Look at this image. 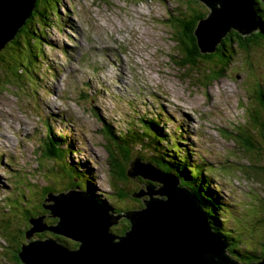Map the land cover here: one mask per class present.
I'll return each mask as SVG.
<instances>
[{
  "label": "rangeland",
  "instance_id": "1",
  "mask_svg": "<svg viewBox=\"0 0 264 264\" xmlns=\"http://www.w3.org/2000/svg\"><path fill=\"white\" fill-rule=\"evenodd\" d=\"M189 1L191 4L188 0H61L59 15L51 20L58 25L47 27L45 41L40 40L43 58L31 64V71L25 70L12 81L3 83L0 77V224L8 226L6 237L10 240L0 230V264H20L12 255L23 241L12 245L19 236L17 231L27 225L21 207L51 183L46 173L51 169L50 162L40 159L37 152L46 134L44 120L48 118L55 135L62 131L73 138L78 153L66 152V161L86 162L94 178L91 185L96 187L95 194L105 199L106 194L113 193L112 181L117 180L109 173L108 146L102 130L107 123L114 131L122 129L126 118L134 117L127 113V101L135 104L133 112L139 115H157L172 136L183 140L174 131L179 126L184 140L189 137L187 143L194 146L193 153L210 161L206 171L218 187L221 202L227 205L232 231L237 230L239 236L245 233L249 218L255 219L264 200V175L259 179L258 170L248 166L249 159L256 162L258 158L245 153L239 143L223 140L218 131L221 125L230 130V124L246 128L241 124L249 121L251 112L261 103L258 94H264V37L258 46L251 45L246 51L234 42L226 44L224 54L227 52L230 58L224 61L228 69L224 66L222 78L209 80L206 69L212 66L200 63L192 69L182 65L179 44L174 39V22L170 21L189 13L190 7L209 11L200 0ZM4 57L15 66L23 62L20 59L25 53L5 50ZM53 73L57 77L54 82L50 79ZM135 92L141 102L136 101ZM115 93L123 102L113 98ZM242 105L245 108H240ZM165 116L171 122L164 123ZM59 118L70 124H61ZM230 150L237 152L240 162ZM133 152L129 163L137 157ZM137 158L147 161L144 155ZM10 195H17L21 205L8 204L12 203ZM134 203L136 206L128 197L116 203L112 200V208L114 211V206L123 208ZM124 219H116L110 231L112 227L119 229ZM261 240L264 222L255 232V240L248 244L255 248Z\"/></svg>",
  "mask_w": 264,
  "mask_h": 264
},
{
  "label": "trees",
  "instance_id": "2",
  "mask_svg": "<svg viewBox=\"0 0 264 264\" xmlns=\"http://www.w3.org/2000/svg\"><path fill=\"white\" fill-rule=\"evenodd\" d=\"M251 1L258 11L257 15L260 24L258 30H250L249 33H245L244 35H241L235 29L228 30L224 38L216 47V51L211 54L200 53L194 37V31L198 22L204 19L208 12H201L198 8L190 7L189 13H186V15L181 14L178 19L170 21L174 22V39L179 44L178 48L183 60L182 65H187L192 69L198 68L197 64L200 63L206 66H212V68L206 69V72L209 74V80H216L223 77L224 72L226 71V69H224L225 67L228 69V64H225L224 61L225 59L229 62L230 58H228L229 55H227V52L224 54L225 48L227 47L226 44L230 45V43L234 42L244 51L250 49L251 45L258 46L261 37H264V2L262 0ZM59 3L60 2L57 0H37L33 11L25 21L23 27L19 29L14 39L2 49L3 51H0V77L3 83L6 82V80L12 81L13 78L19 77V75L25 72V70L31 71V64H35V61L37 62L38 59L43 58L44 55L40 40L45 41L43 38H45L44 33L47 30V27L50 29L53 25H58L57 23H52L51 20L57 13V6ZM188 3L191 4L189 0ZM188 14L189 17L187 19ZM20 35L21 37L19 38ZM5 50H16L17 53H25V57L20 59L21 61L23 60V62H18L19 64L15 66L13 63L8 64L4 57ZM30 79L32 81L35 80V78L32 77H30ZM260 101L261 103L256 107V110L251 112L249 121L244 120L243 124H241L246 128L241 129L238 124H230L228 126L230 130H227L224 128V125H221L219 129L220 131L218 132L222 135L220 137L223 140L227 139L228 141H233L234 144L239 143L245 149H243L245 153H248L254 159L258 158V161L256 162L249 159L248 161L250 162H248V166L252 167L251 170H258L257 177L263 180L264 101ZM259 107L263 111V116ZM240 108L245 107L242 105ZM46 124L49 128V132L46 139H43L42 145L39 146L37 152L40 159L50 162L51 169L46 173L47 176L51 177V183L45 187H41L38 195L32 200H28L26 207H21V209H25L22 211L24 221L27 225L24 227L23 231H17L19 236L16 235L12 245L16 246L19 244L18 240L23 241L20 248L16 249L12 255L18 263L22 264L19 261L17 254L21 251L24 244L29 243L25 237V232L30 227L29 220L32 218L43 217L42 221L47 226L53 227L56 224V219L52 220L50 218V212L44 208V205L47 204V202H44V199L47 198L48 195H59L66 193L70 189L81 190L84 191L94 202L106 206L109 210L111 209L112 213L113 208L109 200H113V203H116L118 201H123L128 197L133 201L131 198L132 192L137 190L138 187L140 188L142 185L140 179L136 182H132L127 180L125 175L126 170L129 167V161L131 160L129 155L134 153L133 151H136V156H146V162H150L159 170L172 173L178 177L179 186L189 190L194 195L195 199L200 202L202 208L210 219L215 235L219 236L229 245L228 250L231 252L232 259L235 260V262L245 264L255 260L258 262L264 260V240H261L260 243L262 244L255 248H251L248 244L251 240H255V232L264 222V200L259 207V212L257 211L256 213L255 219L249 218V224L247 229L244 230L245 233L243 235L239 236L236 232L237 230L232 231L233 226L228 224L230 219H228L227 208L224 203L221 202L218 190L212 188L215 187V185L210 178L211 174L206 171V165L208 164L193 153L192 149H194V146L192 148L190 147L187 143L189 141L188 138L187 141H185L178 137H172L171 134L167 133L165 126L162 123H159L155 116L145 115L135 117L129 123L125 133L115 132L112 126L108 123L107 126L103 128L104 130L102 132L108 141L107 162L109 173L111 174L112 179L117 180L115 183L112 181L113 184H111V186L113 189L111 190L113 193L110 194L109 197L106 195L105 199L101 195L100 197L102 199L98 197L99 195L95 194L96 187H92L91 185L94 178L93 175L89 173L86 162L68 163L66 161V152L71 153L73 150L76 153L77 151V149L73 148V142L65 141V133H60L59 136L54 135L48 121H46ZM60 136L62 138H60ZM67 150H69V152ZM231 152L240 158V162L241 157L237 152ZM53 162L55 166L53 165ZM132 187H134L133 191L130 192ZM21 197L23 198V194H21ZM8 200H11L12 202L8 204L21 205L17 195L16 197L10 195ZM131 208H135V203L134 206H124L123 208L119 205L114 206V216L118 215V213L120 214L127 212V210H132ZM4 224V222L0 224V230H2L1 234L9 242L10 240L6 237L8 236V226ZM128 228L129 223L124 219L122 226L119 229L115 230L112 227L111 233L116 238L122 237L126 234ZM239 232L243 231L239 230ZM33 237L37 239L32 241L31 238L30 242L54 240L57 244L65 246L70 250H75L79 246L77 243L61 235H56L48 231L34 234ZM236 238L239 239V241H237Z\"/></svg>",
  "mask_w": 264,
  "mask_h": 264
},
{
  "label": "water",
  "instance_id": "3",
  "mask_svg": "<svg viewBox=\"0 0 264 264\" xmlns=\"http://www.w3.org/2000/svg\"><path fill=\"white\" fill-rule=\"evenodd\" d=\"M37 0H0V51L14 39ZM209 11L198 22L194 37L202 54H211L230 29L241 35L258 30V11L251 0H200ZM264 2V0H262ZM108 149V148H107ZM127 180L144 181L131 198L138 209L111 216L84 191L48 195L44 208L56 219L53 227L43 217L29 220L28 244L17 254L22 264H237L224 255L225 243L213 232L200 202L172 173L135 157ZM125 217L129 230L116 238L110 228ZM44 231L61 235L79 246L70 250L54 240L30 242ZM254 264H264V260Z\"/></svg>",
  "mask_w": 264,
  "mask_h": 264
},
{
  "label": "clouds",
  "instance_id": "4",
  "mask_svg": "<svg viewBox=\"0 0 264 264\" xmlns=\"http://www.w3.org/2000/svg\"><path fill=\"white\" fill-rule=\"evenodd\" d=\"M262 38V37H261ZM224 76V75H223ZM258 96L260 97V100H262V101H264V94L260 91V94H258ZM97 193V192H96ZM96 195H101V194H99V193H97ZM107 195V197H109L110 196V194H106ZM103 198H104V195H101ZM221 198V197H220ZM111 203L110 204H112V201L111 200H109ZM221 201H222V199H221ZM99 202H101V201H99ZM225 206H227V205H225ZM113 207V206H112ZM136 207V206H135ZM227 208V207H226ZM135 209V208H134ZM134 209H132V210H134ZM128 211H131V210H128ZM127 211V212H128ZM120 214H122V213H120ZM109 215H111V216H114V211H113V213L112 214H109ZM118 215H119V213H118ZM117 216V215H116ZM123 218V217H122ZM126 220H127V218H125ZM113 226V225H112ZM129 230V228L127 229V231ZM219 237V236H218ZM219 239L220 240H222L220 237H219ZM224 243H225V249H224V255L228 258V259H230L231 261H233V262H235V260H233L232 259V255L230 254L231 252L228 250L229 249V245L226 243V241H224V240H222ZM259 255V254H258ZM235 263H237V262H235ZM254 263H258V261H251V262H247V263H245V264H254ZM237 264H242V263H237Z\"/></svg>",
  "mask_w": 264,
  "mask_h": 264
},
{
  "label": "bare ground",
  "instance_id": "5",
  "mask_svg": "<svg viewBox=\"0 0 264 264\" xmlns=\"http://www.w3.org/2000/svg\"><path fill=\"white\" fill-rule=\"evenodd\" d=\"M110 58L113 60V62H114V59H113V56L111 55L110 56ZM116 61V60H115ZM116 66H117V69L119 68V66H118V64H116ZM119 74H120V72H119ZM165 120V119H164ZM189 129V128H188ZM187 132H188V130H187ZM193 133L192 132H190V130H189V135H192ZM60 138H62L61 136H60ZM91 199V198H90ZM93 201V200H92ZM94 202V201H93ZM94 203H96V202H94ZM96 205H98L100 208H102V209H104L106 212H107V214H112L111 212H110V210L109 209H107V207L106 206H104V205H101V204H99V203H97ZM112 234V233H111ZM113 235V234H112ZM114 236V235H113Z\"/></svg>",
  "mask_w": 264,
  "mask_h": 264
}]
</instances>
